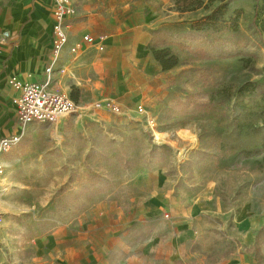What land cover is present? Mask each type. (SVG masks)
<instances>
[{
    "label": "rangeland",
    "instance_id": "1",
    "mask_svg": "<svg viewBox=\"0 0 264 264\" xmlns=\"http://www.w3.org/2000/svg\"><path fill=\"white\" fill-rule=\"evenodd\" d=\"M76 1L71 23L112 45L92 57L87 100L3 154L0 264H35L58 231L109 263L123 234L155 233L166 264H264V0ZM136 46L179 63L144 70Z\"/></svg>",
    "mask_w": 264,
    "mask_h": 264
},
{
    "label": "crops",
    "instance_id": "2",
    "mask_svg": "<svg viewBox=\"0 0 264 264\" xmlns=\"http://www.w3.org/2000/svg\"><path fill=\"white\" fill-rule=\"evenodd\" d=\"M76 4V0H72ZM77 6V5H76ZM79 16L81 6H77ZM54 13L51 0H0V137L18 134L20 126L14 98L19 91L11 80L23 82L45 81L46 69L53 65L50 90L71 96L72 89H78V105L88 98L86 80L92 67V57L100 52L93 46L81 43L78 51L73 53L70 47L87 34L91 27L83 22L74 23L70 28L68 44L56 55L53 37ZM109 36L103 41L104 47H111ZM96 41H100L99 38ZM97 48V47H96ZM108 49V48H107ZM138 59L136 66L149 69L147 62L160 64L153 53L143 48L134 47ZM154 61L156 63H154ZM141 62V64H140ZM161 67V66H160ZM157 68V67H156ZM162 69V67H161ZM95 97L101 98V95ZM3 157V156H2ZM2 157L0 161L3 163ZM152 206L162 204L158 197L152 201ZM47 244H36L37 261L35 264H166V247L154 242L159 234L145 243H126L123 234L118 238L120 245L110 248L106 259L114 255L113 263L100 261L98 253H94L84 239L71 232L65 236V231L55 232ZM160 239V238H159ZM153 240V241H152ZM163 248L162 255L155 254ZM167 264H171L168 260ZM237 264V263H233Z\"/></svg>",
    "mask_w": 264,
    "mask_h": 264
},
{
    "label": "built area",
    "instance_id": "3",
    "mask_svg": "<svg viewBox=\"0 0 264 264\" xmlns=\"http://www.w3.org/2000/svg\"><path fill=\"white\" fill-rule=\"evenodd\" d=\"M51 3L54 13V50L57 55L69 42L71 22L77 16L78 9L72 0H51ZM82 42L92 46L98 45L99 51L104 50L103 43L97 42L91 34H87L70 47V51L76 53ZM53 71L51 64L46 69L47 75L43 82L11 80L14 87L19 91V95L14 98V103L17 109L20 132L0 137V157L21 141L31 125L35 123L55 124L61 117L77 110L78 103L71 96L50 90V85L53 82ZM105 107L114 112L120 111V107L114 103L108 102ZM3 175L4 164L0 161V196L6 191V187L2 184Z\"/></svg>",
    "mask_w": 264,
    "mask_h": 264
},
{
    "label": "trees",
    "instance_id": "4",
    "mask_svg": "<svg viewBox=\"0 0 264 264\" xmlns=\"http://www.w3.org/2000/svg\"><path fill=\"white\" fill-rule=\"evenodd\" d=\"M225 1V0H221ZM174 3L180 8L182 11L199 8L203 5L204 0H174ZM227 7V3H223L218 9H216L208 19L218 20L220 16L223 14L222 8ZM152 53L154 55L155 60L160 64L162 70H170L175 67L179 63L178 57L172 53L169 48L156 49L152 48ZM247 85H244L240 88V91H245ZM71 97L78 102V89L73 88Z\"/></svg>",
    "mask_w": 264,
    "mask_h": 264
},
{
    "label": "bare ground",
    "instance_id": "5",
    "mask_svg": "<svg viewBox=\"0 0 264 264\" xmlns=\"http://www.w3.org/2000/svg\"><path fill=\"white\" fill-rule=\"evenodd\" d=\"M155 135H156V138L159 139V140L164 139V135H162V134H160L158 132H156ZM182 153L185 154L186 153V150L183 151Z\"/></svg>",
    "mask_w": 264,
    "mask_h": 264
}]
</instances>
